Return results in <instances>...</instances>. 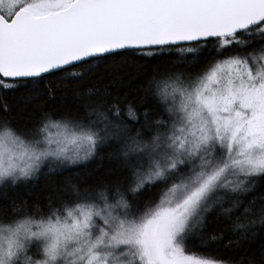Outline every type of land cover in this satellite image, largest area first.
I'll return each mask as SVG.
<instances>
[{
	"label": "snow or ice",
	"instance_id": "snow-or-ice-1",
	"mask_svg": "<svg viewBox=\"0 0 264 264\" xmlns=\"http://www.w3.org/2000/svg\"><path fill=\"white\" fill-rule=\"evenodd\" d=\"M0 264H264V0H0Z\"/></svg>",
	"mask_w": 264,
	"mask_h": 264
},
{
	"label": "trees",
	"instance_id": "trees-1",
	"mask_svg": "<svg viewBox=\"0 0 264 264\" xmlns=\"http://www.w3.org/2000/svg\"><path fill=\"white\" fill-rule=\"evenodd\" d=\"M135 78H129L121 86L122 90L132 91L136 88ZM76 103L73 96H59L55 101H49V105H63L68 108H72ZM15 118L19 120L22 124L29 122V117L34 115L32 109L18 110L15 114ZM112 162H110L106 157L101 159V157H95L92 160L86 162L85 164L79 165L78 168L80 173L83 175L95 174L100 172H105L109 169ZM47 172V170H43ZM56 176L53 173L40 174L39 178L28 182L26 186H22L18 189L20 196L30 197L35 199L41 194L46 193L51 185L56 182ZM211 233H206L203 236H197L189 242V247L193 250L204 247V246H216L219 241H213L211 239Z\"/></svg>",
	"mask_w": 264,
	"mask_h": 264
}]
</instances>
